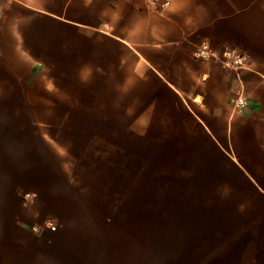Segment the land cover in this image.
<instances>
[{
	"label": "crops",
	"instance_id": "1",
	"mask_svg": "<svg viewBox=\"0 0 264 264\" xmlns=\"http://www.w3.org/2000/svg\"><path fill=\"white\" fill-rule=\"evenodd\" d=\"M169 1L162 13L146 0H0V264H45L70 250L65 230L44 229L46 218L65 217L46 190L37 128L87 124L47 118V90L29 86L31 71L133 80L134 94L149 96L150 125L173 144V161L144 163L139 188L127 189L143 214L137 222L149 223L140 193L151 186L153 204L170 211L154 209L149 227L178 233H150L187 239L182 264H264V0ZM205 42L245 59L240 79L219 60L196 57ZM241 92L250 105L239 113L231 100ZM165 217L187 224L160 226Z\"/></svg>",
	"mask_w": 264,
	"mask_h": 264
},
{
	"label": "rangeland",
	"instance_id": "2",
	"mask_svg": "<svg viewBox=\"0 0 264 264\" xmlns=\"http://www.w3.org/2000/svg\"><path fill=\"white\" fill-rule=\"evenodd\" d=\"M30 74L29 86L47 90V118L87 124L37 128L39 135H45L46 190L51 192L49 196L61 200L60 209L67 220L53 216L46 219H55L58 229L70 237V250L63 259H48L45 264H140L136 234L141 229L155 234L178 233L138 223L141 209L130 206L127 197V189L133 195L139 188L144 163L164 167L173 161L167 158L169 152L172 155L173 144L163 141L164 128L150 125L149 96L134 94V82L129 79L48 78L36 71ZM26 80L17 79L16 84ZM12 114L14 118L24 117L18 111ZM36 116L31 112V117ZM65 129L72 133L66 134ZM30 140L32 143V137ZM171 168L175 169V164ZM158 184L155 179V186ZM112 186L120 187L117 196H110ZM32 197L25 194V199ZM118 202L125 208L117 206ZM108 216L113 217L112 223L105 221ZM65 221L68 228H63Z\"/></svg>",
	"mask_w": 264,
	"mask_h": 264
},
{
	"label": "trees",
	"instance_id": "3",
	"mask_svg": "<svg viewBox=\"0 0 264 264\" xmlns=\"http://www.w3.org/2000/svg\"><path fill=\"white\" fill-rule=\"evenodd\" d=\"M153 192L154 190L151 188V186L145 185L140 193L142 198L147 200L146 203L144 202V204L141 205H143L144 208V210L142 208V211L145 212L144 217H149L147 219L149 221V223L147 222L149 226L155 224L154 221L150 220V214L154 211V209H157L158 213H167L170 211L169 208H167V202H162L159 204L160 206H155L153 204V200H150L151 193ZM162 196L163 198L167 197L166 191L164 192V188L160 193V197ZM180 207L182 211L187 210L190 212V207L183 205ZM105 221L107 223H112L113 217L108 216ZM142 224L144 225V223ZM158 224L164 227H176L186 225L187 223L182 221L176 222L165 217L162 219V222L159 221ZM136 244L140 264H182L184 251L186 248H188V240L184 237L158 236L148 233L142 229L141 232L136 234ZM195 247L198 249V244H196Z\"/></svg>",
	"mask_w": 264,
	"mask_h": 264
},
{
	"label": "built area",
	"instance_id": "4",
	"mask_svg": "<svg viewBox=\"0 0 264 264\" xmlns=\"http://www.w3.org/2000/svg\"><path fill=\"white\" fill-rule=\"evenodd\" d=\"M148 7L156 12H165L169 9L171 2L169 0H146ZM196 57L200 60H219L227 70L235 72L240 79V71L246 67L245 59L232 50L217 52L213 50L208 43H202L196 50ZM233 110L244 112L249 108V100L244 93H239L231 100ZM44 227L50 231H56L57 225L54 220L48 219Z\"/></svg>",
	"mask_w": 264,
	"mask_h": 264
}]
</instances>
